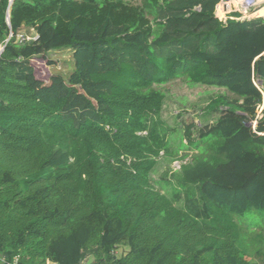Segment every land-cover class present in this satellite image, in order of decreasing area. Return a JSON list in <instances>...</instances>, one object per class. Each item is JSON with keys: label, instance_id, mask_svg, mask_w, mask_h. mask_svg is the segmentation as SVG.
Masks as SVG:
<instances>
[{"label": "trees", "instance_id": "16d2710c", "mask_svg": "<svg viewBox=\"0 0 264 264\" xmlns=\"http://www.w3.org/2000/svg\"><path fill=\"white\" fill-rule=\"evenodd\" d=\"M219 2L0 0V264H264V17ZM176 79L236 96L179 157L156 88Z\"/></svg>", "mask_w": 264, "mask_h": 264}, {"label": "rangeland", "instance_id": "374dc122", "mask_svg": "<svg viewBox=\"0 0 264 264\" xmlns=\"http://www.w3.org/2000/svg\"><path fill=\"white\" fill-rule=\"evenodd\" d=\"M126 1L134 4H139L141 2V0ZM260 2L262 3L255 2V4L249 6L250 8L246 9L241 4L235 6L234 2L231 0H220L216 6V16L219 19H223V21H227V19L235 12L241 14L240 19L242 20L264 17V13L258 12L260 11L259 9L264 6V0H260ZM226 4L228 5L227 9L225 8ZM222 7L225 13L223 12ZM24 38L25 35L23 34L21 37L19 36V42L24 40ZM27 39H31V36H28ZM72 53V49H63L52 51L48 54V57L53 61V64L50 65L49 69L52 74L61 73L63 77L67 78L74 68ZM256 84L258 87H262L259 81H256ZM156 88L163 91L166 96L161 112L162 121L169 128L168 134L170 135L169 138L172 146H174L176 150H179L177 157L184 155V153H193L188 148H179L183 138L185 139L186 132H188L187 130L189 129L188 127H192L190 129L193 132L196 130L195 136L197 137L198 130L196 126L202 127V125H206L207 123L213 124L215 122L216 114L212 115L208 122L205 118L201 117V115H203L202 111H204L205 107L213 100V98L224 94L233 99L236 97L225 88L208 85H195L187 83L186 80L183 79H176L166 84L157 85ZM263 110L264 103L257 109L258 118L263 116ZM161 155L162 156L159 158L156 168L152 173V177L157 182L156 186L165 191L166 181H172V179H174V172L180 168L181 159L170 161V158L163 156V153ZM123 248L124 247H120V253Z\"/></svg>", "mask_w": 264, "mask_h": 264}, {"label": "bare ground", "instance_id": "6f19581e", "mask_svg": "<svg viewBox=\"0 0 264 264\" xmlns=\"http://www.w3.org/2000/svg\"><path fill=\"white\" fill-rule=\"evenodd\" d=\"M253 2L255 3V2H257V3H262V2H260V0H239V5L241 4V5H243V7L244 8H248L250 5H252L253 4ZM238 5V6H239ZM221 9V8H220ZM260 11H258V12H260V13H264V6H262L260 9H259ZM220 15V14H219Z\"/></svg>", "mask_w": 264, "mask_h": 264}, {"label": "built area", "instance_id": "2783aa9c", "mask_svg": "<svg viewBox=\"0 0 264 264\" xmlns=\"http://www.w3.org/2000/svg\"><path fill=\"white\" fill-rule=\"evenodd\" d=\"M253 4H255V3L253 2ZM227 6H228V5L226 4V6H225L226 9H227ZM248 8H250V7H248ZM221 20H223V19H221ZM19 36L21 37L22 35H19ZM22 41H23V40H22ZM115 251H116V250H115ZM115 251H114V252H115ZM1 262H2V264H5L4 259H2ZM15 262H16V260H15ZM80 264H92V263H90L89 261L84 260V261H81Z\"/></svg>", "mask_w": 264, "mask_h": 264}, {"label": "water", "instance_id": "95a60500", "mask_svg": "<svg viewBox=\"0 0 264 264\" xmlns=\"http://www.w3.org/2000/svg\"><path fill=\"white\" fill-rule=\"evenodd\" d=\"M14 0H10V3H13ZM8 17H9V13H8ZM8 21L10 22V19L8 18ZM260 84H262V81H259ZM250 125V124H248Z\"/></svg>", "mask_w": 264, "mask_h": 264}, {"label": "crops", "instance_id": "0c3cea01", "mask_svg": "<svg viewBox=\"0 0 264 264\" xmlns=\"http://www.w3.org/2000/svg\"><path fill=\"white\" fill-rule=\"evenodd\" d=\"M222 10H223V12L225 13V11H224L223 7H222ZM223 12H222V14H223ZM48 264H55V263H51V262H49Z\"/></svg>", "mask_w": 264, "mask_h": 264}]
</instances>
